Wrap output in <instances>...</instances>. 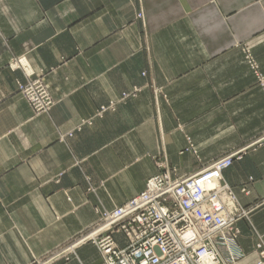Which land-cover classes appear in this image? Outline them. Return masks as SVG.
I'll return each mask as SVG.
<instances>
[{"label":"crops","instance_id":"crops-1","mask_svg":"<svg viewBox=\"0 0 264 264\" xmlns=\"http://www.w3.org/2000/svg\"><path fill=\"white\" fill-rule=\"evenodd\" d=\"M242 45L264 78V0H0V264H101L90 242L56 255L163 168L190 174L240 147L223 171L250 209L232 264H256L264 92ZM18 59L42 75L49 112L34 115L18 93ZM112 100L114 111L94 117Z\"/></svg>","mask_w":264,"mask_h":264},{"label":"built area","instance_id":"built-area-1","mask_svg":"<svg viewBox=\"0 0 264 264\" xmlns=\"http://www.w3.org/2000/svg\"><path fill=\"white\" fill-rule=\"evenodd\" d=\"M11 67L23 69L26 75L25 82L17 83V90L34 114L47 113L54 101L42 75L28 72L23 59ZM117 103L112 100L101 106L97 117L115 110ZM263 139L264 135L256 141ZM240 158L238 151L230 152L190 174L177 175L173 169L150 177L140 193L112 210L102 211L86 234L57 256L77 244L92 242L101 255V264L234 263L241 256L235 250L237 221L250 209L239 205L234 190L223 179V171ZM240 191L247 193L245 188ZM115 234L124 237L125 245L116 241ZM254 251L256 264H264L262 239L257 240Z\"/></svg>","mask_w":264,"mask_h":264},{"label":"rangeland","instance_id":"rangeland-1","mask_svg":"<svg viewBox=\"0 0 264 264\" xmlns=\"http://www.w3.org/2000/svg\"><path fill=\"white\" fill-rule=\"evenodd\" d=\"M240 49H241V51H242V53H243V57H244V60H245V62H246V64L248 65V67L250 68V70H251V72H252V75L254 76V81H255V85L257 86V87H260L261 89H262V84H263V81H264V78L263 77H261V74L259 73V68H258V63H257V61H256V59L254 58V56H253V54H252V52H251V49H250V47L248 46V45H242V46H240ZM260 76V77H259ZM25 77H26V75H25ZM43 78V77H42ZM25 81H26V79H25ZM25 81H23V82H25ZM135 90V91H134ZM139 90H140V88H133L131 91H129V92H123L122 94H121V96H120V98H119V102L120 103H122V102H125V100H127L128 98H130V97H134V96H136L137 95V93L139 92ZM18 91V90H17ZM153 91H154V94H155V96L157 95V93H158V90L156 89H153ZM262 91H263V89H262ZM264 92V91H263ZM18 93L22 96V94L18 91ZM126 95L125 97L123 96V95ZM23 97V96H22ZM24 98V97H23ZM121 98H122V100H121ZM25 99V98H24ZM53 99V98H52ZM26 100V99H25ZM54 101V100H53ZM27 102V101H26ZM110 102V101H109ZM108 102V103H109ZM28 103V102H27ZM107 103V104H108ZM29 104V103H28ZM107 104H104V105H107ZM104 105H101V106H104ZM30 106V105H29ZM100 106V107H101ZM117 106V105H116ZM31 107V106H30ZM100 107L97 109V111H96V113H95V115H94V117H96V118H102V116L106 113V112H108V111H110V110H108V111H106L101 117H97V112L99 111V109H100ZM31 109H32V107H31ZM114 111V110H113ZM32 112H33V109H32ZM49 112V111H48ZM33 114H34V112H33ZM42 114H44V113H42ZM35 115V114H34ZM39 115V114H38ZM93 118V117H92ZM92 118H90V119H88V120H86L84 123H86V124H88V125H90V124H92ZM79 128V129H78ZM81 129V127H77L76 128V131H79ZM69 135H71V134H69ZM188 142H189V140H188ZM188 149H190V150H192L193 149V146H192V144H190V142H189V145H188V148L186 149V150H188ZM242 149H243V147H240V148H235V149H232V150H230V151H228V152H225L224 154H222V155H220V156H218V157H216V158H219V157H221V156H224V155H226V154H228V153H230V152H236V151H238L240 154H241V156H242V153H243V151H242ZM216 158H213V159H211V160H208V161H206V162H204V163H202V166H201V168L202 167H204V166H206L208 163H210L212 160H214V159H216ZM239 160V159H238ZM174 168H170V169H167V168H163V170H162V172H164V171H171V170H173ZM175 170V169H174ZM162 172H159V173H162ZM159 173H157V174H159ZM156 175V174H155ZM152 177V176H151ZM149 179V178H148ZM147 179V180H148ZM146 180V181H147ZM246 194V193H245ZM240 205V204H239ZM241 206V205H240ZM117 207V206H116ZM242 207V206H241ZM115 208V207H114ZM244 208V207H243ZM112 210V209H111ZM108 211V210H107ZM99 219V218H98ZM97 222V221H96ZM95 222V223H96ZM94 223V224H95ZM93 226V224L91 225V226H89L84 232H82L77 238H75L74 240H70V242L69 243H67L64 247H63V249L62 250H60V252L61 251H63V250H65V249H67L69 246H71L72 245V243L73 242H75L77 239H79L80 237H82L84 234H86V232L91 228ZM84 243H86V242H83V243H81V244H84ZM90 243H92V242H90ZM81 244H79V245H81ZM92 244H94V243H92ZM95 245V244H94ZM76 246H78V244L76 245ZM96 246V245H95ZM97 248V247H96ZM73 249H71V250H69V252H71ZM68 251L67 252H65L64 254H62V255H59L58 257L59 258H63V259H68V257H69V255H70V253H69ZM255 252V251H254ZM256 254V253H255ZM57 256V255H56ZM54 257H52V259H53ZM51 260V259H50ZM50 260H48V261H50ZM37 263H39L38 261H33L32 262V264H37ZM44 263H47V262H44ZM101 263H102V259H101Z\"/></svg>","mask_w":264,"mask_h":264}]
</instances>
